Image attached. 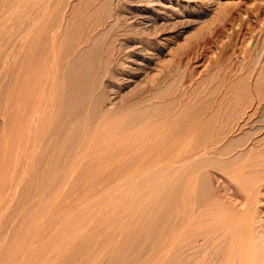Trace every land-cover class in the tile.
Here are the masks:
<instances>
[{"label": "rangeland", "instance_id": "rangeland-1", "mask_svg": "<svg viewBox=\"0 0 264 264\" xmlns=\"http://www.w3.org/2000/svg\"><path fill=\"white\" fill-rule=\"evenodd\" d=\"M262 109L264 0H0V264H264Z\"/></svg>", "mask_w": 264, "mask_h": 264}, {"label": "bare ground", "instance_id": "bare-ground-1", "mask_svg": "<svg viewBox=\"0 0 264 264\" xmlns=\"http://www.w3.org/2000/svg\"><path fill=\"white\" fill-rule=\"evenodd\" d=\"M19 1H20V0H19ZM242 2H243V1H242ZM245 2H246V1H245ZM23 5H24V4H23ZM16 6H18V5H16ZM16 6H15V8H16ZM17 9H18V8H17ZM35 49H36V48H35ZM33 50H34V48H33ZM48 50H50V49H48ZM31 51H32V50H31ZM31 51H30V52H31ZM36 51H37V50H36ZM42 51H43V49H42ZM43 52H44V51H43ZM51 52H52V51H51ZM49 53H50V51H49ZM28 54H29V53H28ZM31 54H32V53H31ZM47 54H48V53H47ZM38 56H39V55H38ZM30 58H31V57H30ZM30 58H29V59H30ZM43 58H44V56H43ZM43 58H42V59H43ZM47 58H48V57H47ZM31 60L33 61V63L37 62V61H35V60H33V59H31ZM44 60H45V59H44ZM48 60H49V59H48ZM34 61H35V62H34ZM50 61H51V60H50ZM48 63H51V62H48ZM31 64H32V62H31ZM41 64H42V62H41ZM43 64L45 65V63H43ZM43 64H42V66H44ZM54 64H55V62H54ZM54 64H53V67H54ZM200 64H202V63H200ZM55 66H57V65H55ZM198 66H199V64H198ZM51 67H52V66H51ZM53 67H52V68H53ZM42 68H43V67H41V65H40L39 63H38V65H37V64H34V66L31 67L30 74H28V72H27V74L30 76V78L28 79L29 81H28L27 88L24 87V89H25V88L27 89V90H26V93H27V92H28V93H32V94L37 93V95H40V92H41V91H40V90H41L40 87L42 88V86H39V87L37 86V84L39 83V82H38V78H43V79H42V84H44V86L46 85L45 87H47L48 84H51V83H50V80H51V79L49 80V73H48V72H50V70L48 69L49 71H47L46 69H43V70L46 71V72H43V73L40 74V71L42 70ZM47 68H48V66H47ZM49 68H50V67H49ZM40 69H41V70H40ZM55 69H56V68H55ZM55 69H53V71H54ZM57 69H58V68H57ZM193 70H194V69H193ZM51 71H52V70H51ZM25 72H26V71H25ZM53 73H54V72H53ZM193 73H194V71H193ZM25 75H26V73H25ZM28 75H27V76H28ZM40 75H41V76H40ZM29 76H28V77H29ZM39 76H40V77H39ZM52 76H53V75H52ZM52 76H51V77H52ZM54 76H56V75H54ZM54 76H53V78H54ZM188 76H189V75H188ZM25 77H26V76H24L23 78H25ZM189 78H190V77H189ZM189 78H188V79H189ZM23 80H24V79H23ZM23 80L21 81V83L23 82ZM48 80H49V83H48ZM53 81H54V80H51L52 83H53ZM187 81H188V80H187ZM45 82H47V84H45ZM25 83H26V82H25ZM19 84H20V83H19ZM39 84H41V82H40ZM39 84H38V85H39ZM85 84H86V83H85ZM87 84H88V83H87ZM92 84H93V83H92ZM94 85H95V84H94ZM19 86H20V85H19ZM23 86H24V85H23ZM23 86H22V87H23ZM44 86H43V87H44ZM92 86H93V85H92ZM45 87H44V88H45ZM50 87H51V86H49V88H50ZM95 87H96V86H95ZM44 88H43V89H44ZM47 88H48V87H47ZM47 88H46V89H47ZM49 88H48V89H49ZM85 88H86V86H85ZM91 88H92V87H91ZM91 88H90V89H91ZM43 89H42V92H43ZM46 89H45V92H46ZM95 89H96V88H95ZM22 90H23V88H21V92H24V91H25V90H24V91H22ZM53 90H54V89H53ZM84 90H85V89H84ZM17 91H18L17 93L19 94V88H18ZM51 91H52V90H51ZM45 92H43V93H45ZM52 92H53V91H52ZM28 93H27V95L29 96ZM88 93H89V92H88ZM24 94H25V92H24ZM25 95H26V94H25ZM82 95H84V94H82ZM84 96H85V95H84ZM20 97H21V96H20ZM29 97H32V95L29 96ZM48 97H49V96H48ZM50 97H51V96H50ZM50 97H49L48 99H50V100L52 99V100L50 101V103H51V102H53V98H52V97L50 98ZM85 97H86V96H85ZM22 98H23V97H22ZM42 98H43V97H42ZM86 98H87V97H86ZM18 99H19V98H18ZM24 99H25V98H24ZM24 99H23V100H24ZM31 99H33V97H32ZM38 99H39V98H37V100H38ZM98 99H100V98H98ZM199 99H200V98H199ZM19 100H20V99H19ZM28 100H29V99H27V101H28ZM40 100H41V99H40ZM34 101H35V102H34ZM48 101H49V100H48ZM100 101H102V100H100ZM199 101H200V100H199ZM29 102H30V101H29ZM31 102H34L35 104H37L36 99L33 100V101H31ZM40 102H41V101H40ZM94 102H95V101H94ZM191 102H192V101H191ZM46 103H48V102H46ZM96 103H97V102H96ZM96 103H95V106H96ZM101 103H102V102H101ZM197 103H198V102H197ZM202 103H203V102H202ZM27 104H28V102H27ZM30 104H31V103H30ZM35 104H34V105H35ZM39 104H40V103H39ZM39 104H38V105H39ZM51 104H52V103H51ZM53 104H54V103H53ZM189 104H190V103H189ZM198 104H199V103H198ZM203 104H204V103H203ZM34 105H32V106H34ZM47 105H48V104H47ZM47 105L44 107V110L47 108ZM49 105H50V104H49ZM92 105H93V104H92ZM97 105H99V104L97 103ZM100 105H101V104H100ZM204 105L206 106V104H204ZM207 105H208V104H207ZM25 106H26V105H25ZM35 106H36V105H35ZM39 106H40V105H39ZM187 106H188V105H187ZM196 106H197V105H196ZM199 106H200V105H199ZM29 107H30V106H28L27 108H29ZM36 107H37V106H36ZM51 107H52V106H51ZM189 107H190V106H189ZM200 107H201V106H200ZM208 107H209V105H208ZM27 108H26V109H27ZM40 108H41V107H40ZM192 108H194V107L191 106V109H192ZM195 108H196V107H195ZM203 108L205 109L206 107H203ZM203 108H200V109H202L203 112L206 111V110H204ZM31 109H34V107H33V108L31 107ZM48 109H50V108H48ZM51 109H52V108H51ZM186 109H187V108H186ZM196 109H197V108H196ZM206 109H207V108H206ZM42 110H43V109H42ZM42 110L39 111V113H41V115H43V114H42ZM95 110H96V109H95ZM262 110H263V109H262ZM33 111H35V110H33ZM47 111H48V110H47ZM93 111H94V110H93ZM189 111H190V110H189ZM263 111H264V110H263ZM263 111H262V112H263ZM31 112H32V111H31ZM31 112H29V114H30ZM43 112H45V111H43ZM184 112H185V111H184ZM190 112H191V111H190ZM200 112H201L200 110L198 111V110H195V109H194L193 114H195V115H194L195 117L190 113V114L193 116V117H192L193 119H191L192 121H190V122L188 123V125H186L185 129L183 128L184 131H183L182 133H178V132H181V131H180L181 129H180L178 132H174V133H173V132H170V131H168V130L166 129L168 132H170V134L173 133L172 136H174V139H175V141H174V142H175L174 145H173L172 142L170 143V144L172 145V147L174 146V148H173V153H174V157L177 158L176 161L173 160V161L175 162V163H174V171H178V170L181 168V167H180L181 164H179V162H180V163H181V162L186 163V161H188V159H189V156H190L193 152L197 151V152H195V153H198V151H199V149H196V148H195V146H196L195 143H196V141L199 140L202 136H203V137L205 136L204 134L207 132L206 129H207V127H208L209 121H211V119H212V117H211V119H208L207 116H206V119L201 121V119H199V118L202 117V116H200V115H202V114H201L202 112H201V113H200ZM50 113H51V112H50ZM206 113H207V112H206ZM31 114H34V113H31ZM31 114H30V115H31ZM243 114H244V113H243ZM185 115H186V114H185ZM204 115H205V114H204ZM204 115H203V116H204ZM187 116H188V115H187ZM263 116H264V115H263ZM31 117H32V116H31ZM34 117H35V115H34ZM50 117H51V116H50ZM208 117H209V116H208ZM39 118H40V117H39ZM248 118L250 119V117H248ZM248 118H247V119H248ZM198 119L200 120L199 122H197ZM213 119H214V118H213ZM260 119H262V118H260ZM263 119H264V118H263ZM29 120H30V119H29ZM29 120H28V121H29ZM36 120H37V119H36ZM166 120H167V119H166ZM168 120H170V119H168ZM28 121H26V122H28ZM33 121H34V120H33ZM41 121H42V120H41ZM44 121H46V119H45ZM188 121H189V120H188ZM245 121H246V120H245ZM30 122H31V121H29V123H30ZM34 122L37 123V121H34ZM46 122H47V121H46ZM104 122H105V121H104ZM106 122H107V121H106ZM163 122H164V121H163ZM171 122H172V121H171ZM257 122H258V119H257ZM260 122H261V121H260ZM260 122H259V123H260ZM22 123H24V122H22ZM41 123H42V122H41ZM47 123H48V122H47ZM165 123H167V122H165ZM212 123H213V122H212ZM212 123H211V124H212ZM237 123H238V122H237ZM24 124H25V123H24ZM26 124H27V123H26ZM26 124H25V125H26ZM114 124H116V123H114ZM114 124H113V125H114ZM170 124H173V123H170ZM242 124H243V123H242ZM242 124H241V125H242ZM16 125H17V124H16ZM29 125H30V124H28V126H29ZM32 125H33V123H32ZM32 125H31V126H32ZM152 125H153V124H152ZM156 125H157V124H156ZM174 125H175V124H174ZM174 125H173V128H174ZM247 125H248V124H247ZM33 126H34V125H33ZM183 126H184V125H183ZM210 126H211V125H210ZM210 126H209V127H210ZM245 126H246V125H245ZM171 127H172V126H171ZM240 127H241V126H240V123H239V125L237 126L238 130H239ZM17 128H18V127H17ZM28 128H32V127H28ZM102 128H103V127H102ZM149 128H150V127H149ZM160 128H162V127H160ZM163 128H164V127H163ZM181 128H182V127H181ZM210 128H211V127H210ZM242 128H243V127H242ZM251 128H252V127H251ZM257 128H258V127H257ZM19 129H22V128H19ZM23 129H24V128H23ZM144 129H145V127H144ZM32 130H33V129H32ZM34 130H35V129H34ZM107 130H108V129H107ZM142 130H143V129H142ZM151 130H153V129H151ZM255 130H256V129H255ZM17 131H18V130H17ZM20 131H21V130H20ZM23 131H24V130H23ZM40 131H41V129H40ZM42 131H43V130H42ZM167 131H166V132H167ZM31 132L33 133V131H31ZM35 132H36V131H35ZM159 132H160V131H159ZM25 133H26V132H25ZM29 133H30V132H29ZM40 133H41V132H40ZM105 133H107V132H105ZM105 133H104V134H105ZM113 133H114V132H113ZM122 133H123V132H122ZM122 133H121V134H122ZM144 133H145V132H144ZM150 133H151V132H150ZM150 133H149V134H150ZM141 134H143V131H142ZM146 134H148V133L146 132ZM23 135H25V134H23ZM111 135H112V133H111ZM114 135H115V133H114ZM131 135H132V134H131ZM151 135H153V136L155 137L154 134H151ZM159 135H161V134L158 133L157 136H159ZM27 136H29V135H27ZM33 136H34V135H33ZM97 136H100V135H97ZM105 136L107 137V134H105ZM109 136H110V133H109ZM109 136H108V137H109ZM121 136L123 137V135H121ZM125 136H126V135H125ZM127 136H128V135H127ZM132 136H134V134H133ZM169 136H170V135H169ZM91 137H92V136H91ZM112 137H113V136H112ZM161 137H162V136H161ZM163 137H164V136H163ZM205 137H206V136H205ZM212 137H213V136H212ZM92 138H93V137H92ZM114 138L116 139L117 137H114ZM124 138H125V137H124ZM151 138H152V137H151ZM209 138H210V137H209ZM21 139H22V136H21ZM21 139H19V140H21ZM93 139H94V138H93ZM99 139H100V138H99ZM117 139H118V138H117ZM119 139H120V138H119ZM127 139H129V138H127ZM152 139H153V138H152ZM161 139L163 140L164 138H161ZM204 139H205V138H204ZM211 139H212V138H211ZM34 140H35V139H34ZM89 140H90V139H89ZM91 140H92V139H91ZM105 140L107 141L108 139L106 138ZM109 140H110V138H109ZM111 140H112V138H111ZM125 140H126V138H125ZM144 140H145V139H144ZM155 140H156V138H155ZM155 140L153 139V141H155ZM162 140H161V141H162ZM209 140H210V139H209ZM94 141H95V140H94ZM94 141H92V142L94 143ZM120 141H122V140L120 139ZM163 141H164V140H163ZM172 141H173V140H172ZM204 141H205V140H204ZM211 141H212V140H211ZM218 141H219V140H218ZM256 141H257V138L255 139L254 143H255ZM111 142H112V141H111ZM136 142H137V140H136ZM147 142H148V141H147ZM149 142H150V141H149ZM149 142H148V143H149ZM199 142H200V141H198V143H199ZM208 142H210V141H208ZM216 142H217V141H215V143H216ZM257 142H258V141H257ZM257 142H256L255 144H258ZM88 143H89V142H88ZM95 143H96V142H95ZM99 143L101 144V141H100ZM121 143H122V142H121ZM126 143H127V142H126ZM128 143H129V142H128ZM153 143H154V142H153ZM160 143H161V142H160ZM164 143H165V142H164ZM198 143H197V146L200 144V143H199V144H198ZM210 143H211V142H210ZM217 143H218V142H217ZM254 143H253V144H254ZM263 143H264V142H263ZM24 144H25V143H24ZM30 144H31V143H30ZM113 144H114V143L112 142V145H113ZM119 144H120V142H119ZM146 144H147V143H146ZM149 144H150V143H149ZM149 144H148V145H149ZM165 144H166V143H165ZM203 144H204V143H203ZM207 144H208V143H207ZM255 144H254V145H255ZM90 145L92 146V144H89V146H90ZM95 145H97V143H96ZM95 145H93V147H94ZM117 145H118V144H117ZM131 145H132V144H131ZM150 145H151V144H150ZM167 145H168V144H167ZM171 145H170V146H171ZM200 145H201V144H200ZM204 145H206V144H204ZM212 145H213V144H212ZM216 145H217V144H216ZM254 145H253V146H254ZM258 145H259V144H258ZM261 145H262V144H261ZM91 146H90V147H91ZM126 146H127V145H126ZM140 146H141V145H140ZM156 146H157V145H156ZM208 146H209V145H208ZM208 146H207V149H208ZM256 146H257V145H256ZM256 146H254V149H255ZM100 147H102V149L105 148L103 145L100 146ZM103 147H104V148H103ZM149 147H151V146H149ZM152 147H153V146H152ZM165 147H166V145H165ZM217 147H218V146H217ZM257 147H258V146H257ZM259 147L261 148V146H259ZM163 148H164V147L162 146V149H163ZM198 148H199V147H198ZM200 148H201V147H200ZM210 148H211V147H210ZM210 148H209V149H210ZM100 149H101V148H100ZM150 149H151V148H150ZM209 149H208V150H209ZM249 149L251 150L252 148H249ZM261 149H262V148H261ZM89 150H91V149H89ZM89 150H88V151H89ZM106 150H107V149H106ZM164 150H165V149H164ZM200 150H202V151H203V150L207 151L206 148L204 149V147L201 148ZM221 150H222V149H221ZM262 150H264V149H262ZM149 151H150V150H149ZM202 151H201V152H202ZM210 151H211V150H210ZM246 151H248V150H246ZM252 151H253V150H252ZM89 152H90V151H89ZM100 152H101V151H100ZM155 152H156V151H155ZM169 152H170V151H168V153H169ZM208 152H209V151H208ZM220 152H223V151H220ZM243 152H244V151H243ZM253 152H254V151H253ZM92 153H95V152L93 151ZM101 153H102V152H101ZM103 153H104V152H103ZM148 153H149V152H148ZM164 153H165V152H163V154H164ZM173 153H172V154H173ZM262 153H263V152H262ZM97 154H99V153H97ZM97 154H96V155H97ZM150 154H151V153H150ZM198 154H199V153H198ZM253 154H254V153H253ZM96 155H95V156H96ZM99 155H100V154H99ZM99 155H98V156H99ZM165 155H166V154H165ZM254 155H256V152H255ZM91 156H92V155H91ZM148 156H149V154H148ZM180 156H181V158H179ZM191 156L193 157V155H191ZM194 156H195V155H194ZM256 156H257V155H256ZM261 156H262V154H261ZM261 156H260V157H261ZM168 157H169V156H168ZM97 158H98V157H97ZM97 158H96V159H97ZM133 158H134V157H133ZM133 158H132V159H133ZM148 158H150V157H148ZM170 158H171V157H170ZM152 159H153V158H151L150 160H152ZM163 159H164V158H163ZM171 159H172V158H171ZM179 159H180V160H179ZM190 159H191V158H190ZM260 159H261V158H260ZM155 160H156V159H155ZM152 161H153V160H152ZM157 161H158V160H156V162H157ZM137 162H138V161H137ZM169 162H170V161H169ZM169 162H168V163H169ZM112 163H113V162H112ZM132 163H133V162H132ZM160 163L163 164V161H160ZM187 163H188V162H187ZM156 164L158 165L159 163H156ZM165 164H166V163H165ZM189 164H190V163H189ZM189 164H188V165H189ZM91 165H92V164H91ZM97 165H98V164H97ZM160 165H161V164H160ZM182 165H183V164H182ZM254 165H255V164H254ZM254 165H253V166H254ZM87 166L89 167V164H88ZM131 166H132V165H131ZM144 166H145V165H144ZM171 166H172V165H171ZM185 166H187V165H185ZM248 166H249V165H248ZM90 167H91V166H90ZM95 167H96V166H95ZM100 167H101V166H100ZM146 167H147V166H146ZM146 167H145V168H146ZM160 167H161V169H162V166H160ZM160 167H157V168H160ZM244 167H246V166H244ZM250 167H251V166H250ZM91 168H93V166H92ZM155 169H156V168H155ZM157 170H158V169H157ZM158 171H159V170H158ZM151 172H152V171H151ZM176 173H177V172H176ZM178 174H180V173H178ZM0 175H1V174H0ZM176 175H177V174H176ZM153 176H154V175H153ZM156 176H157V175H156ZM186 176H187V175H186ZM144 177L147 178V176H144ZM187 177L189 178V176H187ZM135 178H137V177H135ZM142 178H143V177H142ZM158 178H159V177H158ZM160 178H161V177H160ZM165 178H167V177H165ZM171 178H172V177H171ZM174 178H175V177H174ZM176 178H177V177H176ZM179 178H180V177H179ZM0 179H1V178H0ZM139 179H140V178H139ZM150 179H152V178H150ZM154 179H155V178H154ZM177 179H178V178H177ZM180 179H181V178H180ZM180 179H179V180H180ZM190 179H191V178H190ZM136 180H137V179H136ZM147 180H148V179H147ZM158 180H159V179H158ZM171 180H172V179H171ZM179 180H178V181H179ZM183 180L185 181V179H183ZM186 180H187V179H186ZM188 180H189V179H188ZM0 181H1V180H0ZM129 181H130V180H129ZM137 181H138V180H137ZM189 181H190V180H189ZM139 182H140V181H139ZM139 182H138V183H139ZM147 182H148V181H147ZM181 182H183V181H181ZM138 183H137V184H138ZM189 183H190V182H189ZM194 183H195V182H194ZM122 185H123V184H122ZM138 185H139V184H138ZM185 186H186V184H185ZM139 187H140V185H139ZM119 189H120V188H119ZM127 190H128V189H127ZM139 192H140V191H139ZM145 192H146V191H145ZM188 192H189V191H188ZM117 195H118V193H117ZM124 195H125V194H124ZM132 196H133V195H132ZM137 197H138V196H137ZM102 198H103V197H102ZM102 198H101V199H102ZM121 198H122V197H121ZM121 198H119V200H121ZM125 198H126V196H125ZM134 199H136V198H134ZM109 200H110V199H109ZM113 200H114V199H113ZM113 200H112V201H113ZM138 201H139V200H138ZM102 202H103V201H101V203H102ZM117 202H118V201H117ZM177 203H178V202H177ZM111 204H112V202H111ZM146 204H147V203H145V205H146ZM97 205H98V202H97ZM98 206H101V205L99 204ZM121 206H122V205H121ZM101 208H102V207H101ZM95 209H97V208L95 207ZM103 209H104L105 212H106L107 208L105 209L104 206H103ZM103 209H102V210H103ZM108 209H109V208H108ZM100 210H101V209H100ZM104 210H103V211H104ZM109 210H110V209H109ZM111 210H112V212L114 211L113 209H111ZM131 210H132V209H131ZM134 210H135V209H134ZM98 211H99V210H98ZM98 211H97V212H98ZM90 212H91V211H90ZM97 212L95 211L94 213H97ZM99 212H100V211H99ZM103 213H104V212H103ZM110 213H111V211H110ZM110 213H109V214H110ZM92 215H93V214H92ZM98 215H99V214H98ZM100 215H101V213H100ZM104 215H105V214H104ZM130 215H131V214H130ZM82 216H83V215H82ZM82 216H81V217H82ZM94 216H95V215H94ZM83 217H84V216H83ZM88 217H89V216H88ZM90 217H91V215H90ZM90 217H89V218H90ZM225 217H226V216H225ZM240 217H241V216H240ZM107 218H108V217H107ZM86 219H87V218H86ZM86 219L84 218V220H86ZM245 220H246V219H244L243 222H246ZM225 221H226V220H225ZM238 223H239V222H238ZM238 223H237V224H238ZM235 224H236V223H235ZM233 225H234V224H233ZM240 226H241V225H240ZM79 227H80V226H79ZM236 227H237V226H236ZM74 228H75V227H74ZM72 229H73V228H72ZM72 229H71V230H72ZM233 229H234V228H233ZM236 229H237V228H236ZM236 229H235V230H236ZM73 230H74V229H73ZM75 230H76V229H75ZM77 230H78V232H79V229H77ZM240 230H241V228H240ZM81 232H82V231H81ZM72 233H73V232H72ZM72 233H71V234H72ZM63 234H64V233H63ZM74 234H75V233H74ZM67 235H68V234H67ZM76 235H77V234H76ZM58 237H59V236H58ZM61 237H62V236H61ZM61 237H60V239H61ZM76 237H77V236H75V238H76ZM55 238H56V237H55ZM63 238H64V236H63ZM73 238H74V236H73ZM58 241H59V240H58ZM50 242H51V241H50ZM235 245H236V244H235ZM244 248H245V247H244ZM233 249H234V248H233ZM235 250H236V249H235ZM247 250H248V249H247ZM54 251H56V250H54ZM252 252H253V251H252ZM234 253H235V252H234ZM253 254H254V253H253ZM252 257H253V256H252ZM253 259H254V258H253ZM255 262H256V261H255ZM245 263H246V262H245ZM251 263H252V262H251ZM251 263H250V264H251ZM256 263H257V262H256Z\"/></svg>", "mask_w": 264, "mask_h": 264}]
</instances>
